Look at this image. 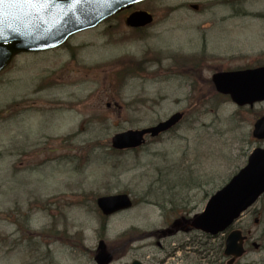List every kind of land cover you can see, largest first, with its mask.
I'll return each instance as SVG.
<instances>
[{
	"label": "rangeland",
	"instance_id": "obj_1",
	"mask_svg": "<svg viewBox=\"0 0 264 264\" xmlns=\"http://www.w3.org/2000/svg\"><path fill=\"white\" fill-rule=\"evenodd\" d=\"M133 11L153 17L134 35L123 22ZM216 27L225 31L208 48L231 56L223 68L264 60V0H150L75 35L67 48L22 54L0 74V264H95L96 198L116 194L138 205L111 219L104 241L119 253L112 264L199 263L189 253L165 256L156 240L128 242L133 226L162 229L159 205L183 197L191 214L201 211L250 152L264 148L251 137L264 102L237 108L215 93L212 73H189L186 61L169 58L198 51ZM178 112L185 119L174 132L137 151L111 148L114 135ZM246 214L237 225L250 252L238 261L264 264V196Z\"/></svg>",
	"mask_w": 264,
	"mask_h": 264
},
{
	"label": "water",
	"instance_id": "obj_2",
	"mask_svg": "<svg viewBox=\"0 0 264 264\" xmlns=\"http://www.w3.org/2000/svg\"><path fill=\"white\" fill-rule=\"evenodd\" d=\"M141 0H3L0 3V71L16 54L51 49L62 44L68 36L92 27L117 10ZM134 28L151 23V16L138 12L127 19ZM219 93L229 95L238 106L264 101V68L241 73L214 76ZM176 114L156 127L128 131L112 139L116 150L135 149L141 146L143 136H158L173 127L181 119ZM253 137L264 140V116L254 125ZM264 192V150L257 149L247 166L231 182L209 201L205 212L194 226L216 234L228 228L238 216L252 205ZM98 206L104 214L129 208L127 196L101 198ZM241 233H231L226 243V254L234 259L244 254ZM98 264L111 260L104 245L100 244L96 256ZM133 264H139L134 262Z\"/></svg>",
	"mask_w": 264,
	"mask_h": 264
},
{
	"label": "flooded vegetation",
	"instance_id": "obj_3",
	"mask_svg": "<svg viewBox=\"0 0 264 264\" xmlns=\"http://www.w3.org/2000/svg\"><path fill=\"white\" fill-rule=\"evenodd\" d=\"M197 30H198L197 33L200 36H204L207 33L204 27H200ZM214 31H216V34L211 35L210 39L203 37V42L200 43V48L198 51L193 50L189 54H185V55L177 54L174 56V58H178L179 56L185 57L184 59L180 60V62L186 61L188 63L189 73H225V72H233L240 70V68L238 69L223 68V63H225L231 57L227 55L226 51H223L221 49L214 51L209 50L208 45L211 44V42H215V41L219 42L221 39V35L225 31V28L216 27ZM130 32H133V30H130ZM132 208H134V205L132 206ZM171 211L173 210L169 209L164 214L168 217V219L171 216V219L164 220L165 230L160 233L157 232L151 233L150 236L157 237L158 236L157 234H159L158 238H161L160 236H162V233L165 232V234L168 235L167 238L162 239V241H165L166 239L170 238L175 243V246L172 249V254L173 253L193 254L194 257L196 258V262L199 261L198 264H229L228 259L224 255L223 240L221 242H213L214 246L210 245V247L208 248L207 247L208 242H211L212 239H216L218 236L211 237L210 235H207L200 231H196L191 228V222H192L191 218H193L195 214H190L186 210V208H182L180 211L175 209L174 213ZM103 221L105 224L104 225L105 228L107 226V229L110 230L111 232V216H109L108 218H104ZM175 221L178 223L176 227H173V229H171V225ZM99 228H101V224ZM98 232L99 231L96 232V239H99ZM82 233L83 231H81V236ZM159 246L161 247V245ZM195 246L200 248L199 251L197 250L196 252L191 253L190 250ZM109 249L111 251V245L109 246ZM165 254L169 255L170 252L165 251ZM156 264H167V263L164 260H162ZM233 264H251V263H241L236 261Z\"/></svg>",
	"mask_w": 264,
	"mask_h": 264
},
{
	"label": "snow or ice",
	"instance_id": "obj_4",
	"mask_svg": "<svg viewBox=\"0 0 264 264\" xmlns=\"http://www.w3.org/2000/svg\"><path fill=\"white\" fill-rule=\"evenodd\" d=\"M0 3H3V0H0Z\"/></svg>",
	"mask_w": 264,
	"mask_h": 264
}]
</instances>
